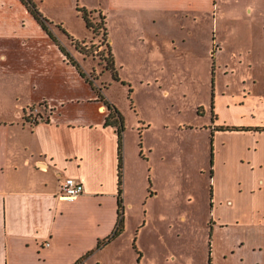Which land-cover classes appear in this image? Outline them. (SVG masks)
<instances>
[{
  "label": "crops",
  "instance_id": "1",
  "mask_svg": "<svg viewBox=\"0 0 264 264\" xmlns=\"http://www.w3.org/2000/svg\"><path fill=\"white\" fill-rule=\"evenodd\" d=\"M18 2L37 22L25 4L21 0ZM233 2L105 0L107 41L113 51L123 41H127L130 32H134L140 33L138 39L149 41L155 49H176L185 47L191 39H195L193 35L202 30L203 33L210 31L212 36L208 45L216 54L219 52L216 50H222L225 44L230 43L219 40L217 28L224 29L226 8ZM13 6H16V2L7 1L8 8ZM3 12L6 13L2 6L0 13ZM230 14L235 17L233 12ZM247 17L245 21L251 25ZM257 19L264 31V18ZM83 23L85 26L84 20ZM207 23L208 31L205 27ZM37 24L44 33L39 38L23 31L16 34L15 30L12 36L0 37L11 43L9 48L4 46L0 50V66L5 68L11 65V59L14 58L10 53L15 51L12 44L28 47L29 50L39 40L40 46H52L53 43L60 53L57 58L64 65L63 68L68 67L70 70V73L61 74L60 78L69 95L42 93L39 99L23 105L17 118L0 116V264H90V261L93 264H105L104 261H95V257L105 248L111 250L120 239L133 219L127 209L136 208L138 202L145 203L148 196L145 195V198L144 194L148 191L145 193V190H141V196L140 191L136 192L135 197L132 196L133 189L128 188L131 174L127 173L128 157L122 133L123 230L109 242L97 247L100 241L112 233L117 222V127L104 125L110 111L104 104H99L91 85ZM253 30L248 27L245 32V41L251 48L254 47ZM117 32L119 34L115 38L114 33ZM144 33L149 37L145 38ZM23 47L17 51H24ZM66 50L74 58L71 50ZM236 56L242 59V54ZM24 59L28 60L25 61L26 67H21L25 73L47 77L57 72L56 69H50L43 59H37L38 65L31 62L28 55ZM31 65L35 68H31ZM78 77L91 88L90 94L86 90L85 93L76 91L70 85V80ZM103 94L119 110L106 91ZM236 98L231 102L232 105L228 104L229 108L226 105L227 109L243 108L252 100L257 107L264 106V97L252 99L251 95H245ZM217 100L216 96L213 97L212 103ZM40 101L47 105L42 108L44 119L34 122L23 119L24 111ZM249 111L255 110L250 108ZM211 122L209 134L213 165L210 177L213 176L214 187L210 192L213 202L209 219L213 224V236L209 263L264 264V131L221 129V126H264V123L226 124L214 111V106L211 108ZM223 136L246 141L242 147L243 153L238 154L236 142ZM138 172L141 174L142 170ZM63 176H73L82 181L84 192L73 200L62 199L59 178ZM151 179L149 196L153 197L159 190L154 178ZM134 218L138 237L144 224L138 217ZM179 219L186 221L187 215L180 213ZM239 229L244 232L238 233ZM136 239L134 237L132 248L139 262L149 244L143 245L140 240L138 249ZM170 257H175L172 251Z\"/></svg>",
  "mask_w": 264,
  "mask_h": 264
},
{
  "label": "rangeland",
  "instance_id": "2",
  "mask_svg": "<svg viewBox=\"0 0 264 264\" xmlns=\"http://www.w3.org/2000/svg\"><path fill=\"white\" fill-rule=\"evenodd\" d=\"M7 1L0 0V8L3 6L6 11L0 13V37L12 36L14 30L16 34L23 31L35 38L44 35L24 5L12 0L16 6L8 8ZM31 1L47 19V27L82 65L94 87L100 88L102 94L106 91L123 112L127 173L131 174L128 188L133 189L132 196L135 197L136 192L140 191L141 196L142 191H148L144 194L145 198L148 196L145 203L138 202L136 208L127 209L133 219L120 239L111 250L105 248L99 252L95 261H104L105 264H210L213 236V224L209 219L213 202L210 192L214 187L209 160L212 152L209 134L211 108L214 106V111L226 124L264 123V106L257 107L253 100L243 108L227 109L236 97H264V31L257 23L258 17L264 18V0H234L226 8L224 29L217 28V32L222 43H230L222 50H216L219 51L216 54L208 45L212 36L208 31L209 23L204 25L208 32L200 30L193 35L196 40L191 39L185 47L176 49H155L149 41L138 39L140 33L130 32L127 41L112 51L120 78L117 81L112 80L106 68L109 54L107 35L103 34L105 0ZM76 7L90 9L88 20L93 28L96 27V32L84 26ZM248 9L250 14H247ZM246 17L251 25L246 23ZM248 27L254 29L251 33L253 48L245 41ZM215 30L216 26L213 32ZM118 34L114 33V37L117 38ZM144 37L149 36L144 33ZM39 41L29 50L12 44L15 51L10 53L14 58L11 65L0 66L1 117L17 118L21 107L39 99L42 93L69 95L60 81L61 74L70 73L69 68H63L57 58L60 53L53 43L45 47L40 46ZM76 43L80 51L75 48ZM10 44V40L0 38V50L4 46L9 48ZM21 47L24 51H17ZM237 54H242V59H238ZM27 55L35 65H38L37 59H43L57 72L47 77L25 73L23 68L28 60L23 58ZM31 68L35 66L31 65ZM70 85L79 92L85 93L86 90L90 94L92 91L80 77L70 80ZM215 96L218 100L212 103ZM99 104H103L101 100ZM43 107L47 105L42 101L28 107L23 119L33 122L44 119ZM250 108L255 111H249ZM223 138L236 142L238 154L243 153L246 141L228 136ZM150 165H153L152 169ZM150 177L154 178L159 190L153 197L149 196ZM180 213L187 215L186 221L179 219ZM134 217L144 224L138 237ZM243 232L238 230L240 234ZM134 237L137 238V248L141 246L140 240L143 245L149 244L139 262L132 248ZM171 251L174 259L170 257Z\"/></svg>",
  "mask_w": 264,
  "mask_h": 264
},
{
  "label": "trees",
  "instance_id": "3",
  "mask_svg": "<svg viewBox=\"0 0 264 264\" xmlns=\"http://www.w3.org/2000/svg\"><path fill=\"white\" fill-rule=\"evenodd\" d=\"M29 12L33 15V17L37 20V22L40 24V26L47 32L48 36L51 38V40L59 47L60 51L63 53L65 59L72 64L78 71V73L83 77L92 87V89L96 92L98 100H101L102 103L107 107V109L110 111L109 114L106 117L104 125H112L117 127V196H118V216H117V222L115 225V228L113 229L112 233L102 241H100L97 245L99 247L103 243H107L113 238H115L117 235H119L123 230V210H122V201H121V193H122V133L124 131V118L122 114L119 112V110L110 103L107 99H105V96L100 92V88H95L92 81L88 78L86 73L82 70L79 63L71 56V54L61 45L60 41L55 37V35L52 33V31L47 27L48 21L47 19L40 13V11L37 9L36 5L31 0H21ZM76 11L80 12V16L85 22V26L87 29H89L91 32H96V27L90 24L88 20V10L86 8H78L76 7ZM106 22H105V15H103V29L104 35H107L106 32ZM92 28V30L90 29ZM107 47V53L109 54V57L107 59V70L110 71L111 77L114 80H120L118 77L117 71L115 69L114 65V58L113 54L110 48L109 43H106ZM75 48L80 51V48L78 46V43H76ZM114 113V114H113ZM112 118H114L112 120ZM221 129H228V130H261L264 131V126H256V127H248V126H221ZM210 173H212V165H213V152L210 153Z\"/></svg>",
  "mask_w": 264,
  "mask_h": 264
},
{
  "label": "built area",
  "instance_id": "4",
  "mask_svg": "<svg viewBox=\"0 0 264 264\" xmlns=\"http://www.w3.org/2000/svg\"><path fill=\"white\" fill-rule=\"evenodd\" d=\"M84 192L82 181L73 176L59 178V194L62 199L73 200Z\"/></svg>",
  "mask_w": 264,
  "mask_h": 264
}]
</instances>
